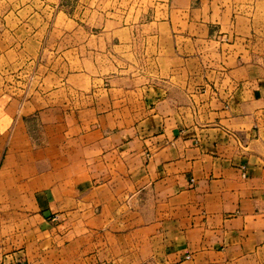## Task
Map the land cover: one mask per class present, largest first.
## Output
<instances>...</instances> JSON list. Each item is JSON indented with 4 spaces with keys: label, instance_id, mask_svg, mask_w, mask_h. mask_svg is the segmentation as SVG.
Wrapping results in <instances>:
<instances>
[{
    "label": "crops",
    "instance_id": "crops-1",
    "mask_svg": "<svg viewBox=\"0 0 264 264\" xmlns=\"http://www.w3.org/2000/svg\"><path fill=\"white\" fill-rule=\"evenodd\" d=\"M26 1L66 16L0 24V264H264V0Z\"/></svg>",
    "mask_w": 264,
    "mask_h": 264
},
{
    "label": "rangeland",
    "instance_id": "rangeland-1",
    "mask_svg": "<svg viewBox=\"0 0 264 264\" xmlns=\"http://www.w3.org/2000/svg\"><path fill=\"white\" fill-rule=\"evenodd\" d=\"M25 0H0V24L3 23L4 21H25V20H29L31 22H43V21H49L50 24L54 25L55 23H62L63 21V17L66 16V14H61L58 15L57 13L53 12V11H47V13H44L42 14L41 11H39L38 13H35L38 11V2L35 1L33 3L31 2H27L26 3H29L31 4L32 8H29V9H25L19 13H17V11H20L21 10V5L23 4ZM71 1L72 0H66L65 1V5L67 7H69L71 5ZM20 7V8H19ZM15 10L16 14L13 15V17L11 15H8L7 17V14L6 12H8L9 10ZM67 11H68V8H67ZM18 17L17 18H15ZM68 17H70L68 14H67ZM56 27V26H54ZM25 33H28V31H23L21 34H22V37L25 35ZM85 33L86 32H82L78 34L77 37H83L85 36ZM62 35V37H69V33L68 32H65L64 30H61L59 28H56L55 31H51V33L48 35L49 37V40L47 41L46 45H45V51H43L44 55H46V58H45V64H48V55L50 52H52L53 50V44H54V40L56 38H58V36ZM64 46H62L61 48H63ZM57 48H60L59 46ZM83 51V53H86V50L84 48L81 49ZM84 57V56H83ZM97 61H99L100 65L102 64L100 59H97ZM91 63H93L91 60H90ZM98 64V63H97ZM5 79H1L0 78V81H3ZM10 80V83L11 82V79L9 78ZM15 80H18L20 81L21 79L20 78H15L13 79V81L16 83ZM7 82V81H5Z\"/></svg>",
    "mask_w": 264,
    "mask_h": 264
},
{
    "label": "built area",
    "instance_id": "built-area-1",
    "mask_svg": "<svg viewBox=\"0 0 264 264\" xmlns=\"http://www.w3.org/2000/svg\"><path fill=\"white\" fill-rule=\"evenodd\" d=\"M242 175H243V177H246V173H245V172H243V174H242Z\"/></svg>",
    "mask_w": 264,
    "mask_h": 264
}]
</instances>
